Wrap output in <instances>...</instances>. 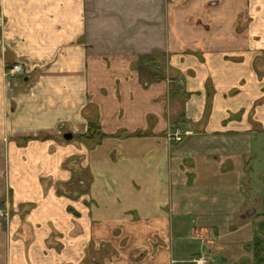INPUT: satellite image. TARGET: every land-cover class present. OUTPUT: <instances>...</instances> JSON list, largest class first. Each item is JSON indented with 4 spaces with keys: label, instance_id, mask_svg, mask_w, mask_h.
<instances>
[{
    "label": "crops",
    "instance_id": "obj_1",
    "mask_svg": "<svg viewBox=\"0 0 264 264\" xmlns=\"http://www.w3.org/2000/svg\"><path fill=\"white\" fill-rule=\"evenodd\" d=\"M0 207V264H258L264 0H0Z\"/></svg>",
    "mask_w": 264,
    "mask_h": 264
},
{
    "label": "built area",
    "instance_id": "obj_2",
    "mask_svg": "<svg viewBox=\"0 0 264 264\" xmlns=\"http://www.w3.org/2000/svg\"><path fill=\"white\" fill-rule=\"evenodd\" d=\"M26 74V69L24 68V66L20 63L18 64H14L9 66L6 69L5 72V77L7 79V83L9 86H13L14 84H16L19 79L23 76H25ZM192 134V130L190 128H183L181 126H176L174 127L173 130H170L168 135H167V139L169 142H182L186 136L191 135ZM9 214V211L6 210L5 207H0V217L1 218H6ZM194 262L196 264H208V259L206 257H199V258H195Z\"/></svg>",
    "mask_w": 264,
    "mask_h": 264
},
{
    "label": "rangeland",
    "instance_id": "obj_3",
    "mask_svg": "<svg viewBox=\"0 0 264 264\" xmlns=\"http://www.w3.org/2000/svg\"><path fill=\"white\" fill-rule=\"evenodd\" d=\"M253 260L256 263V261L258 262V264H264V244H258L255 245V254H253ZM143 257H138L139 260V264L140 262H144L141 261ZM188 259V257H186Z\"/></svg>",
    "mask_w": 264,
    "mask_h": 264
},
{
    "label": "water",
    "instance_id": "obj_4",
    "mask_svg": "<svg viewBox=\"0 0 264 264\" xmlns=\"http://www.w3.org/2000/svg\"><path fill=\"white\" fill-rule=\"evenodd\" d=\"M73 138H74V135L71 132H66L64 134V139H66L68 141L72 140Z\"/></svg>",
    "mask_w": 264,
    "mask_h": 264
},
{
    "label": "trees",
    "instance_id": "obj_5",
    "mask_svg": "<svg viewBox=\"0 0 264 264\" xmlns=\"http://www.w3.org/2000/svg\"><path fill=\"white\" fill-rule=\"evenodd\" d=\"M90 125H91V126H90V129L92 130V129H93V123H91Z\"/></svg>",
    "mask_w": 264,
    "mask_h": 264
}]
</instances>
